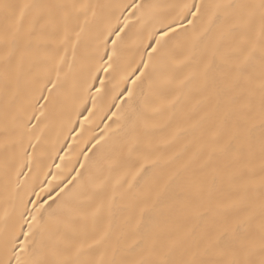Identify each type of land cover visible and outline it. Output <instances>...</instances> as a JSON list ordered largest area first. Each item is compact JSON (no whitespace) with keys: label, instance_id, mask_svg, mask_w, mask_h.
Masks as SVG:
<instances>
[{"label":"snow or ice","instance_id":"6c2138e0","mask_svg":"<svg viewBox=\"0 0 264 264\" xmlns=\"http://www.w3.org/2000/svg\"><path fill=\"white\" fill-rule=\"evenodd\" d=\"M0 264H264V0H0Z\"/></svg>","mask_w":264,"mask_h":264},{"label":"bare ground","instance_id":"6f19581e","mask_svg":"<svg viewBox=\"0 0 264 264\" xmlns=\"http://www.w3.org/2000/svg\"><path fill=\"white\" fill-rule=\"evenodd\" d=\"M126 2H131V0H126ZM105 122H107V121H105ZM98 131H99V130H98ZM55 163H59V160H55ZM52 171H53V172L56 171L55 167L52 168ZM49 179H51V177H49Z\"/></svg>","mask_w":264,"mask_h":264}]
</instances>
